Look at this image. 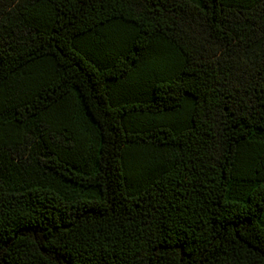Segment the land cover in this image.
Returning <instances> with one entry per match:
<instances>
[{
	"label": "trees",
	"instance_id": "trees-1",
	"mask_svg": "<svg viewBox=\"0 0 264 264\" xmlns=\"http://www.w3.org/2000/svg\"><path fill=\"white\" fill-rule=\"evenodd\" d=\"M0 264H264V0H0Z\"/></svg>",
	"mask_w": 264,
	"mask_h": 264
}]
</instances>
